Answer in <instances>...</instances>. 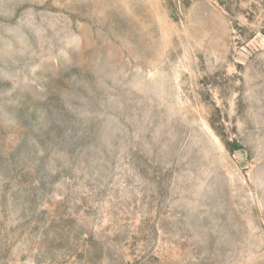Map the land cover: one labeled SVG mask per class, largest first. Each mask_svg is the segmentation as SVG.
<instances>
[{
	"label": "rangeland",
	"instance_id": "374dc122",
	"mask_svg": "<svg viewBox=\"0 0 264 264\" xmlns=\"http://www.w3.org/2000/svg\"><path fill=\"white\" fill-rule=\"evenodd\" d=\"M0 264H264V0H0Z\"/></svg>",
	"mask_w": 264,
	"mask_h": 264
}]
</instances>
